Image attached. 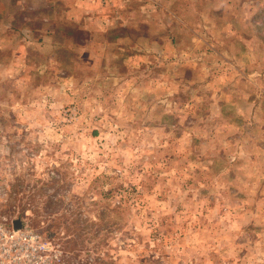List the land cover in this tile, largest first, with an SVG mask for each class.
<instances>
[{"label": "rangeland", "instance_id": "obj_1", "mask_svg": "<svg viewBox=\"0 0 264 264\" xmlns=\"http://www.w3.org/2000/svg\"><path fill=\"white\" fill-rule=\"evenodd\" d=\"M1 218L59 264H264V0H0Z\"/></svg>", "mask_w": 264, "mask_h": 264}, {"label": "built area", "instance_id": "obj_2", "mask_svg": "<svg viewBox=\"0 0 264 264\" xmlns=\"http://www.w3.org/2000/svg\"><path fill=\"white\" fill-rule=\"evenodd\" d=\"M14 218L0 219V264H59L60 245L26 221L14 229Z\"/></svg>", "mask_w": 264, "mask_h": 264}, {"label": "water", "instance_id": "obj_3", "mask_svg": "<svg viewBox=\"0 0 264 264\" xmlns=\"http://www.w3.org/2000/svg\"><path fill=\"white\" fill-rule=\"evenodd\" d=\"M12 226L14 229H19L21 228L22 226V222L20 219H15L13 222H12Z\"/></svg>", "mask_w": 264, "mask_h": 264}, {"label": "trees", "instance_id": "obj_4", "mask_svg": "<svg viewBox=\"0 0 264 264\" xmlns=\"http://www.w3.org/2000/svg\"><path fill=\"white\" fill-rule=\"evenodd\" d=\"M116 210H119V207H115ZM23 221V220H22ZM109 227H103L102 229H108ZM111 228V227H110ZM113 228V227H112Z\"/></svg>", "mask_w": 264, "mask_h": 264}, {"label": "crops", "instance_id": "obj_5", "mask_svg": "<svg viewBox=\"0 0 264 264\" xmlns=\"http://www.w3.org/2000/svg\"><path fill=\"white\" fill-rule=\"evenodd\" d=\"M8 15V17H9V13H8V11H7V13H6V16ZM5 18V17H4Z\"/></svg>", "mask_w": 264, "mask_h": 264}]
</instances>
